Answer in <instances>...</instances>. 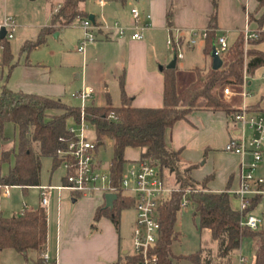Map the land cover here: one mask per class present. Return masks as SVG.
<instances>
[{"label":"trees","instance_id":"16d2710c","mask_svg":"<svg viewBox=\"0 0 264 264\" xmlns=\"http://www.w3.org/2000/svg\"><path fill=\"white\" fill-rule=\"evenodd\" d=\"M86 0H62L55 9L51 4L52 14L48 25L41 27L35 39L25 41L22 52L29 53L45 45L48 37L63 27H69L89 19L83 8ZM125 3L126 0H118ZM214 12L210 17L205 39L204 52L211 56L217 45V9L218 0H213ZM257 24L256 38L246 40V34L240 30L229 44V49L222 54L223 66L208 71L197 69V78L186 88H177L176 69L164 68V105L160 108L136 107L133 98L121 82L122 103L116 107L110 96L105 105L91 103L84 108L64 102L62 99L24 92H14L6 84L0 88V126L13 123L18 129L16 145L8 149L3 147L1 162L11 163L7 174L0 173L1 186H19L24 190L41 186L42 165L44 158L52 160V171L64 168V163L73 166L65 169L62 184L68 183L69 176L75 172V160L66 152L71 140L75 138L69 132L71 123L81 121L82 114L94 127L96 140L100 145L105 139L113 141V155L108 169L111 185L117 198L113 205L105 203L95 214V223L104 216L109 217L115 226H120L121 213L124 209L136 206L135 196L125 195L122 190V179L126 172L125 151L128 147L142 150L139 161H149L160 167L164 183L169 175L175 178L176 188L171 190L159 206L161 236L150 254H156L158 264H174V260L187 259L193 264L229 263L233 254L238 251L245 239L258 241L255 258L242 264H264V228L253 230L242 225V219L252 213L262 202L264 193L249 198L245 210L234 209L231 205L230 182L227 189L212 192L208 183L213 176L197 181L192 176L195 165L185 166L181 151L174 150L166 142V131L181 120H186L196 110L226 111L236 113L221 96V91L228 85L241 88L248 77L257 69L264 67V50L257 46L264 44V0H258V6L249 16ZM168 26L172 25V11L167 14ZM3 46V67L7 68L6 78L12 72L14 55L10 40L0 38ZM249 82V79L247 80ZM250 109V108H249ZM114 114L116 119L112 118ZM264 190V184L260 187ZM184 198L190 200L193 218L198 229L208 228L219 249L217 258L209 250L200 249L189 254L175 256L172 244L180 233L176 231L178 213L182 209ZM95 223L93 226H95ZM48 241V211L44 206L35 210H24L11 216L0 213V254L6 249H13L28 261L29 253H37V264H47L44 260ZM206 254V256H204ZM143 257L139 254L126 253L114 264H140ZM54 264V263H51Z\"/></svg>","mask_w":264,"mask_h":264},{"label":"crops","instance_id":"0c3cea01","mask_svg":"<svg viewBox=\"0 0 264 264\" xmlns=\"http://www.w3.org/2000/svg\"><path fill=\"white\" fill-rule=\"evenodd\" d=\"M103 1V4L100 3L101 7L104 8L101 16L85 9L89 14V19L90 16L94 17V21L90 20L97 27V39L94 43L88 44V49L86 47L85 53L79 52L77 46L75 48L82 56L83 65L81 70L74 71V76L78 82L72 93H66L69 85L68 71L70 67L66 62L63 64V60L58 64H54L48 63L44 59H30L32 55H29L28 59L25 58L24 60L14 58V63L16 64L8 78H6L7 68L2 65L3 46L1 42L0 87L6 84L14 92L50 96L59 99L67 96L69 97L70 104L77 106H81L82 101L73 95L84 87H91L93 89V97L88 100L89 102H86V105L91 104V102L97 105H105L108 96H110L112 104L118 107L122 103L121 82L124 80L125 90L133 98L134 106L162 107L164 105L163 70L167 68V65L172 60L167 59L165 53H161V55L158 53L159 44L161 42L166 45L170 34L182 36L186 40L189 38L192 30L208 29L210 17L214 12L213 0H148L146 2L147 7L142 9L137 4L138 0H126L125 3H121L118 0H110L108 4L105 0ZM257 6L258 0H218L217 33L219 36L225 35L228 38L230 35L235 34L236 37L240 30H244L247 23H250V26L256 30L257 24L251 22L249 16ZM133 7H137L152 15L150 26L143 30L142 39L134 40L131 37L133 26L135 25L131 13ZM7 9L5 6L4 9L0 10V22L5 16H12L8 14ZM169 11H172L171 26H168L167 23ZM108 16L110 17L108 18ZM111 20L115 22L114 25H112ZM116 23L128 29L125 35L120 34L119 29L115 26ZM65 28L67 27L57 30L54 33L56 37L62 36L63 29ZM81 37L79 35L78 40ZM29 39L35 38L31 37L27 40ZM47 44L48 41L45 45ZM257 48L264 50V44L257 46ZM203 53L206 58L207 55L204 49ZM210 58L211 62L209 64L206 61L204 66L192 65L189 67L194 71L191 78H197V69L208 71L212 68L213 58L212 56ZM163 59H165V62H163ZM186 59L185 55V58L181 60L184 66ZM179 62L177 59V68ZM72 68L74 69L73 66ZM258 71H261V77L264 78V67L257 69ZM250 78H247L249 82L247 81L246 87L243 85L241 88H238L241 91H236L230 96L231 106L235 110L247 106L254 112L264 113V82L259 89V93L256 95L251 94L249 98L246 96V102L239 101L241 103H238L235 100V97L238 96L237 94H242L243 87L250 94L247 89L248 86L252 85ZM188 85L180 88L177 78V88L179 91ZM233 116L234 113L230 115L226 111H193L186 120H181L167 129L166 142L172 149L181 151L185 166L195 165L192 171V176L195 180L202 181L209 176H213L207 185L210 191H224L230 182L231 205L234 209H240L241 200L236 192L240 187L242 164L249 162L251 157H242L225 150L226 144L240 133V128L234 123ZM9 125L12 126L8 128ZM11 127L17 128L13 123L0 126V162L3 147H14L18 140V134L17 136L15 134L11 135ZM105 140L98 146L96 151L95 167L98 171H100V164H98L99 150ZM135 150L137 151V156H132L131 153ZM141 154L142 150L140 148L128 147L125 151V158L134 164L140 160ZM13 161L12 159L11 163H3L4 165L6 164L5 168L3 164L0 165V173L7 174ZM259 169V175L264 176V164ZM171 176L169 175V178ZM170 185L171 181L169 179V184L165 183L167 194L176 187ZM41 186L58 187L61 185L42 183ZM14 187L19 186H10L8 188L9 194L7 195L5 186L0 185V213L2 214H4V208L1 199L3 197L9 198L11 196V189ZM30 188H35L39 191V194L41 193L40 186ZM55 189L52 190L51 199ZM59 191L57 194L59 200L56 206L51 205L55 213L54 220L51 217L52 212H49L51 199L49 205L46 207L48 211V241L45 253L49 255L48 261H45L47 264H114L122 254L132 253L131 248L136 218L131 222L129 235H125L123 231L125 224L122 221V213L118 228L107 216L102 217L96 223L94 221L96 211L106 203L105 196L108 192L98 191L94 193L93 191V195L88 196L82 192L67 189ZM68 198L72 202L68 201ZM40 206H42L41 195L38 205L27 206L26 209H22L21 211L35 210ZM263 209L260 207L252 211V214L261 218V228H264ZM178 216L176 231L180 233V236L173 242L172 252L175 256L189 255L175 251L176 244L182 243L185 237V233L178 227ZM94 223L95 226H93ZM200 231L201 244L199 250H209L212 252V257L217 258L218 241L214 239L210 229L204 228ZM257 247L258 241L252 239L243 240L241 248L233 254L231 261L227 264H242L243 259H246L248 262L253 261ZM0 264H37V253L30 252L28 261H26L17 251L6 249L0 254ZM174 264L193 263L187 259L176 258ZM213 264L226 263L216 262Z\"/></svg>","mask_w":264,"mask_h":264},{"label":"built area","instance_id":"2783aa9c","mask_svg":"<svg viewBox=\"0 0 264 264\" xmlns=\"http://www.w3.org/2000/svg\"><path fill=\"white\" fill-rule=\"evenodd\" d=\"M100 3L103 4L104 1L100 0ZM131 13L135 21L131 37L134 40L142 39L143 30L150 26L152 15L137 7H133ZM81 24L84 26L86 33L82 40L79 41L77 50L85 53L87 44L94 43L97 39V27L90 19L83 20ZM17 26L13 16H5L0 22V35L5 30V37L9 40L13 39ZM115 26L119 29L121 35L127 33L128 29L126 27L119 26L118 23ZM243 31L246 34V40L258 36L257 30L253 29L250 23H247ZM207 34V29H194L186 40L182 36L170 34L166 45L177 56L178 60H182L185 58V50L194 48L199 38L206 39ZM229 44L227 36H219L216 45L217 53L222 56L229 49ZM224 92L228 98L234 94L230 87H226ZM242 94L247 95L248 92L244 90ZM73 96L81 99V107L84 108L86 102L93 97V89L91 87H84ZM111 117L116 119L114 114ZM233 121L239 126L240 133L226 144L225 150L242 157H251L249 162L242 164L240 187L236 192L241 200L240 210L243 211L247 208L251 196L264 193V190L260 188L264 184V176L256 174L260 163L264 159V113L254 112L249 107L244 106L236 111ZM68 129L75 138L69 142L68 150L60 153L70 154L74 158L75 172L69 176L68 183L65 185L58 187L40 186L41 204L44 207L49 205L52 190L55 188L78 191L84 194L92 193L96 190L108 193L113 192L109 174L101 173L95 167L96 151L99 144L97 140H90L86 135V131L93 130L94 127L85 120L84 113L82 114L81 121L71 123ZM249 131L250 134L248 133ZM70 166L73 165L67 162L64 163L65 169ZM99 182H102V184L99 185ZM9 187L5 186L7 195L9 194ZM122 190L125 195L137 198L135 206L136 223L133 232V253L143 257V261L140 264H158V256L156 254L151 255L150 249L157 244L161 236L159 206L167 192L160 167L149 161L135 162L123 176ZM189 205H191L190 200L184 198L181 204L182 208H186ZM241 223L253 230H259L262 220L250 213L242 219ZM43 257L45 261H48L49 255L47 253H44Z\"/></svg>","mask_w":264,"mask_h":264},{"label":"rangeland","instance_id":"374dc122","mask_svg":"<svg viewBox=\"0 0 264 264\" xmlns=\"http://www.w3.org/2000/svg\"><path fill=\"white\" fill-rule=\"evenodd\" d=\"M60 1L61 0H0V10L4 9V7L6 6L8 8L7 9L8 14H11L12 16L15 17L16 23L18 25L17 30L15 32V37L10 40L11 50L14 55V58L17 59L21 58L22 60L26 58L27 54L22 52L23 44L28 38L31 37L36 38L39 29L43 25L48 24L50 22V17L52 14L51 4H53L56 9ZM105 1L107 4L110 2V0H105ZM146 2H148V0H138L137 4L139 5V8L142 9L144 7H147ZM83 8L87 9L88 11H91V13H97L100 16L102 14V11L104 10V8L101 7L100 0H86L83 4ZM109 17L110 16H108V18ZM114 24L115 22L112 21V25ZM63 30L64 32L62 36L56 37L55 34L50 35L48 37L47 45H44L39 49L38 48L33 49L29 53V55H32L30 59L33 58V60L44 59L48 63H54V64H58L63 60L64 61V63L62 62L63 64H65V62L69 64L68 65L70 67L68 71L69 85L67 87L66 93L70 94L75 90V87L78 82V80H76L74 76V71L81 70L82 69L81 67L83 65L82 56L75 50V48L76 46H78L79 41L82 40V38L85 36L86 30L81 23H77ZM79 35L82 36L80 40H78ZM234 37L235 34H232L230 35V37H228L229 43L233 41ZM204 44H205V39L199 38L197 44L192 50L190 49L185 50V55L187 58L185 66L182 64V61L179 60L180 62L178 68L176 69V75L179 80L180 88L185 87L193 79H196V78H191L192 74H194V71L191 70L189 67H191L192 65L204 66L206 61L208 62V64L211 62L210 56L209 57L207 56L206 58L204 57V53H203ZM87 49H88V44H87ZM158 51L160 55L161 53H165L167 59L172 60V58L174 57V53L171 50L167 49L166 45L162 44L161 42L159 44ZM163 60H164L163 62H165V59ZM72 66L74 67L75 70L72 68ZM261 75H262L261 71L258 72L256 71V73L250 78L252 85L247 87L250 94L249 93L247 95L237 94L238 96L235 97V100L238 101V103H241L242 101L246 102L247 100L246 96H248L247 98H249L251 94L256 95L257 93H259L260 91L259 89L261 88L264 82V78L261 77ZM247 80L248 79H246L243 84L244 87H246L247 85ZM226 87H230L234 93L236 91H241V89L238 90V88H234L230 85ZM244 87L242 88V91L246 90L244 89ZM224 89L221 91V96L225 100V102L229 104V107L232 108L231 98H228L225 95ZM62 100L64 102L70 103L69 97L67 96L65 98H62ZM10 126L12 125H9L8 128H10ZM10 133L11 135L15 134V136H17L18 129L11 127ZM248 133L250 134V131ZM86 135L90 140H95L94 130H87ZM7 148L11 149L13 147L7 146ZM112 155H113V141L107 138L104 144L101 145L98 155V164H100L99 170L101 173H108ZM131 155L137 156V151L136 150L132 151ZM262 164H264L263 161L260 163V167ZM131 166H132V162L127 161V163L125 164L126 171ZM5 167L6 164L4 165V168ZM259 170L260 169L257 170L256 174H259ZM64 175H65V171L62 168H58L55 171H52V160L50 158L43 159L42 183L47 185L48 184L62 185V178L64 177ZM169 179L171 181V185L176 186L175 178L173 176L168 178L167 181L168 184H169ZM100 184H102V182H99V185ZM59 192H60L59 190L55 189L53 192V197L51 199L49 212H52L51 213L52 220H54L55 213L53 212V208H51L52 207L51 205L56 206L59 200V197H57V194ZM97 192L98 190L94 191V193ZM87 195L88 196L93 195V192L88 193ZM165 195H167V192ZM232 199L234 198L232 197ZM67 200L72 202V200L69 198ZM263 200H262L263 203L261 202L262 205H260L261 204L260 203L256 209H259L260 207L263 209L264 207ZM39 202H40V194L39 191L35 188H30L29 190L25 191L21 187H14L11 189V196L9 198L3 197L1 199V203L4 208V215L6 216L13 215V213H18L22 209H26L27 206H36L39 204ZM193 212L194 211L192 205H189L186 208H182V211L178 216L179 217L178 227L183 231V233H185V237L182 240V243L176 244L175 251L177 253L191 254V253H195L200 248L201 231L196 226L195 220L193 218ZM135 218H136V212L134 207L127 208L122 211V221L125 224L123 231L125 235L127 234L129 235L131 222ZM129 245L131 248V243ZM131 251L133 252V240H132ZM204 256H206V254H204Z\"/></svg>","mask_w":264,"mask_h":264},{"label":"water","instance_id":"95a60500","mask_svg":"<svg viewBox=\"0 0 264 264\" xmlns=\"http://www.w3.org/2000/svg\"><path fill=\"white\" fill-rule=\"evenodd\" d=\"M90 19L92 21H94V17L90 16ZM6 35V31L3 30L2 34L0 35V38H4ZM212 58H213V63H212V69L214 70H218L223 66V59L221 58V56L217 53V48L216 46L213 48L212 54H211ZM177 64V56L174 55L172 61L167 65L168 69H173L176 67ZM117 198L116 194L109 192L106 194L105 199H106V203L109 206L113 205L114 200Z\"/></svg>","mask_w":264,"mask_h":264}]
</instances>
